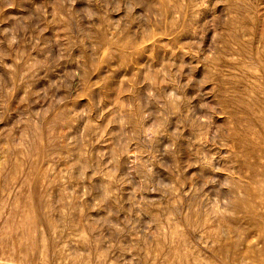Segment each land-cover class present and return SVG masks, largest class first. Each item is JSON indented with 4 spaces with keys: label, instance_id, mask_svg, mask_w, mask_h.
I'll return each mask as SVG.
<instances>
[{
    "label": "rangeland",
    "instance_id": "rangeland-1",
    "mask_svg": "<svg viewBox=\"0 0 264 264\" xmlns=\"http://www.w3.org/2000/svg\"><path fill=\"white\" fill-rule=\"evenodd\" d=\"M0 264H264V0H0Z\"/></svg>",
    "mask_w": 264,
    "mask_h": 264
},
{
    "label": "bare ground",
    "instance_id": "bare-ground-1",
    "mask_svg": "<svg viewBox=\"0 0 264 264\" xmlns=\"http://www.w3.org/2000/svg\"><path fill=\"white\" fill-rule=\"evenodd\" d=\"M261 161V160H260ZM243 258V257H242ZM249 261V260H248ZM251 262V261H250Z\"/></svg>",
    "mask_w": 264,
    "mask_h": 264
}]
</instances>
